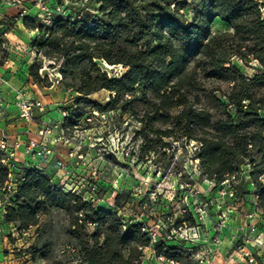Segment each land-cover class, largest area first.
<instances>
[{
    "label": "trees",
    "instance_id": "obj_1",
    "mask_svg": "<svg viewBox=\"0 0 264 264\" xmlns=\"http://www.w3.org/2000/svg\"><path fill=\"white\" fill-rule=\"evenodd\" d=\"M194 1L198 8L192 19L181 13L188 7L182 0H73L70 14L55 16L47 24L37 17L25 19V28L37 32L29 78L40 88H51V77L42 74L44 61H50L60 85L78 95L64 108V134L80 127L82 115L75 116L73 108L90 107L135 121L145 155L169 150L168 139L197 142L202 145L196 151L202 175L219 185L236 175L237 199L245 203L253 196L264 216L263 3ZM218 22L222 30L215 29ZM5 36L0 35V67L10 58ZM253 63L261 69L248 75ZM118 66L124 72L112 76L109 67ZM100 92L110 95L106 106L91 100ZM5 158L0 151V187L8 181ZM249 169L246 179L243 173ZM23 172L3 226L12 225L22 236L40 228L39 206L43 214L64 210L70 217V235L80 248L67 245L61 250L69 260L55 257L50 245L32 248L34 263L143 264L144 249L151 246L143 223L97 209L58 186L46 170ZM185 222L195 225L192 216H181L175 227ZM154 248L159 256L191 264L183 241L166 239Z\"/></svg>",
    "mask_w": 264,
    "mask_h": 264
},
{
    "label": "rangeland",
    "instance_id": "obj_2",
    "mask_svg": "<svg viewBox=\"0 0 264 264\" xmlns=\"http://www.w3.org/2000/svg\"><path fill=\"white\" fill-rule=\"evenodd\" d=\"M63 1L62 5L59 0H21V4L18 5L0 6L2 9L16 10L13 17L17 20L11 17L7 19V23L16 28L19 41L12 45L6 36L5 39L8 41L12 61L21 74L18 77L22 86L17 90H27L32 98H39L44 105L42 112H35L31 123L39 129L43 125V120L48 121L51 118V125L58 127L56 130L59 132L62 123L53 119L54 113L71 107L78 95L66 91L60 85L61 78L57 69H50L52 62L47 60L44 61L42 74L51 77L53 86L40 88L34 82L33 85H29L27 74L29 75L36 59L32 39L37 32L25 28L23 21L37 17L41 24H47L55 16L70 14L68 5L73 0ZM182 2H187L188 7L182 9L181 13L192 19L197 13L198 3L194 0ZM89 12L94 13V7L89 8ZM18 22L22 24L20 30L18 26L16 27ZM215 29L222 30V23L218 22ZM256 64L252 65L255 72L260 70ZM250 69L246 70L248 75L254 74ZM109 72L112 76L121 75L124 68L111 67ZM109 97V93L100 92L93 95L91 100L106 106ZM16 102L17 100L3 101L0 106L3 107L6 103L14 107ZM8 113L15 116V119L20 118L16 108L9 109ZM72 113L75 116L82 115V120L80 127L72 135L65 134L69 143L66 140L58 141V132L53 133V138H50L52 141L56 140V143L50 141L56 156L50 164L52 169L47 171L58 186L63 187L66 192H71L70 188H78V194L87 202L91 199L90 195L95 197L96 201L90 203L97 209L117 212L126 222H143L154 231L163 227L171 231L181 216H192L200 225L204 222L201 218H204L206 224L201 225L203 238L199 244L193 245L194 250H189V244L183 241L186 251L190 253L191 264H201L194 255L207 250H211L208 264H234L231 263L230 254L233 251L241 252L247 246L244 239L247 233L244 215L254 211V197H247V201L242 202L237 208L235 201L222 193V186L202 175L194 141L168 139L166 142L172 144L169 150L145 155L142 141L136 134L139 125L129 116H121L119 112L99 113L90 107L81 109L74 107ZM45 159L49 160L50 157L42 158V161ZM60 162L63 166L59 165ZM39 208L40 228L32 229L26 237L20 236L22 240L18 242V247L11 255L20 258V262L26 264L28 262L26 258L28 256L31 258L32 248L50 245L55 257L69 260V256L61 254L63 248L74 245L80 250L78 242L70 235L69 215L64 210L57 209L51 210L49 214H43L44 207ZM223 212L226 217L220 219ZM222 222L226 225L223 230L219 229ZM12 229L6 228L7 232L1 234L0 238L2 240L7 238L10 242L9 236L17 237L8 236L12 234ZM87 232L92 233L93 228L89 227ZM218 242L223 247L219 253L216 251Z\"/></svg>",
    "mask_w": 264,
    "mask_h": 264
},
{
    "label": "built area",
    "instance_id": "obj_3",
    "mask_svg": "<svg viewBox=\"0 0 264 264\" xmlns=\"http://www.w3.org/2000/svg\"><path fill=\"white\" fill-rule=\"evenodd\" d=\"M263 3L262 12L264 15V0H261ZM8 4V5H18L21 4V0H0V6ZM16 108L19 111V116L21 119L25 120L26 122H32L34 119V115L36 111L42 112L44 110L43 102L39 98H32L30 93L27 90H17L16 91ZM3 100L0 98V105H2ZM62 118L58 120L60 123H63L64 117L67 115L65 111H59ZM56 120V119H55ZM58 128V127H57ZM55 127L51 125V118L46 121L43 120V125L39 127L38 136L39 140L31 141L27 148V155L34 161L51 157L53 155V150L50 144V138L52 137L53 133L58 132V141L66 140L69 143V140L66 139L65 134L61 131H57ZM196 145V151L202 146L201 144L194 142ZM0 151L3 152L6 156L5 160L3 161L8 168V181L0 187V235L6 233V227L3 226L4 216L6 214V208L10 204L11 199L18 193V189L20 187L21 182L24 180V170L27 168H36L40 170H45L41 166L33 164H24L19 163L16 159V152L14 148H11L7 144V138L4 137L2 142L0 143ZM71 156H73L71 154ZM60 166H63V163L60 162ZM251 171L250 169L245 171L244 177L249 179ZM237 180L236 175L228 178L226 181L220 184L223 189V194L227 195V197L235 201V204L241 205L243 201H239L237 199V190L235 188V182ZM68 187V186H66ZM72 193L78 194V188H70ZM89 203H94L96 201L94 196L90 195ZM84 199V198H83ZM87 201L86 199H84ZM226 214L220 216V219L225 218ZM204 222L201 224L205 226L206 220L201 218ZM244 219L246 221L245 227L247 229V233L245 234V241L247 242V246L244 250L233 251L230 254V259L233 261H242L243 264H264V216L262 212H260L256 206L254 211L248 212L244 215ZM138 222V221H134ZM143 223V222H141ZM219 225V229L223 230L226 228V225L223 224ZM262 224V225H261ZM201 225L198 224L197 220H195L194 226H189L187 223H183V225L179 227L173 228L171 231L166 229L165 227L161 228V230H152L150 229L145 223H143V231L149 234L151 239V246L144 249V259L146 258V251L148 249L152 252V257L154 260L161 264H182L178 261L169 260L164 256H159L155 251L154 245L162 240H171L173 238L179 239L180 241H184L185 243L189 244V250H194L192 247L193 245H197L200 243L201 238H203L201 234ZM13 228L12 225L9 226ZM160 229V228H159ZM32 230V229H31ZM31 230L24 232L21 236L14 228L12 229V234L9 235H16V233L21 237H26L30 234ZM10 237V236H9ZM192 243V244H191ZM207 243V242H205ZM70 250V248L68 247ZM223 249L222 246L219 245L216 249L217 253L221 252ZM70 251L74 252L73 249ZM64 252V250L62 251ZM209 253L211 250H207L205 252H200L195 254L194 256L201 264H208L209 263ZM236 253L241 254V258ZM76 264V263H74Z\"/></svg>",
    "mask_w": 264,
    "mask_h": 264
},
{
    "label": "crops",
    "instance_id": "obj_4",
    "mask_svg": "<svg viewBox=\"0 0 264 264\" xmlns=\"http://www.w3.org/2000/svg\"><path fill=\"white\" fill-rule=\"evenodd\" d=\"M15 8H0V35L2 33H6V37L10 44H14L19 41L18 35H16V28L12 27L11 25H8L7 19H10L15 15ZM14 18V17H13ZM17 20V18H14ZM13 21V19H12ZM11 21V23H13ZM22 24L18 22L16 27L18 30L21 29ZM11 57V56H10ZM12 57L8 60V62L3 66L0 67V98L3 101L6 102H15L16 100V90L20 89L22 86V83L19 79V69L17 66H15L14 62L12 61ZM256 67L261 69V67L256 64ZM250 69V68H249ZM255 72L252 68L250 69ZM259 71V70H258ZM253 75V74H252ZM27 76H29L27 74ZM30 84L33 85L32 79L28 78ZM5 84V86H4ZM36 88L37 86L34 85ZM40 92H42L41 89H39ZM15 99V100H14ZM4 106H7L6 108ZM3 107L0 106V143L4 139V137L7 138V144L11 148L15 149L16 152V159L19 163L29 164V165H39L46 171L48 169H52L51 161L55 158L56 152L53 153V155L50 157L49 160L42 161V159L39 160H32L27 155V148L31 141L39 140L38 136V128H36V125L30 122H26L23 119L17 118L15 119V116H11L8 113L9 109H15L16 106H12L5 103ZM17 110V108H16ZM19 115V114H18ZM62 118L60 112L54 113V120L58 121ZM53 138V136H52ZM51 143H56V140L52 141ZM49 171V170H48ZM254 202H256L254 198ZM1 236V235H0ZM17 237L11 238L10 236V242H8L7 238H0V264H22L20 262V258L14 257L11 255L14 254V250L16 247H18V242L21 241V237L16 234ZM23 238V237H22ZM9 244V245H8ZM223 250V249H222ZM223 254V252H222ZM241 258V254L236 253ZM152 257V252L150 249L146 251V258L143 261V264H161L154 260ZM28 262L26 264H33L31 258L28 256L26 258ZM228 260V259H227ZM231 263L234 264H243L242 261H233L231 259Z\"/></svg>",
    "mask_w": 264,
    "mask_h": 264
},
{
    "label": "water",
    "instance_id": "obj_5",
    "mask_svg": "<svg viewBox=\"0 0 264 264\" xmlns=\"http://www.w3.org/2000/svg\"><path fill=\"white\" fill-rule=\"evenodd\" d=\"M109 68H111V67H109Z\"/></svg>",
    "mask_w": 264,
    "mask_h": 264
},
{
    "label": "bare ground",
    "instance_id": "obj_6",
    "mask_svg": "<svg viewBox=\"0 0 264 264\" xmlns=\"http://www.w3.org/2000/svg\"><path fill=\"white\" fill-rule=\"evenodd\" d=\"M111 69V68H110Z\"/></svg>",
    "mask_w": 264,
    "mask_h": 264
}]
</instances>
